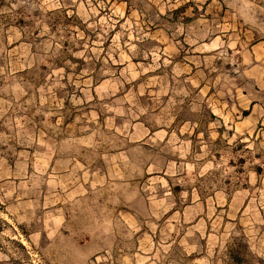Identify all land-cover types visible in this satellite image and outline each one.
Returning <instances> with one entry per match:
<instances>
[{
	"label": "rangeland",
	"instance_id": "374dc122",
	"mask_svg": "<svg viewBox=\"0 0 264 264\" xmlns=\"http://www.w3.org/2000/svg\"><path fill=\"white\" fill-rule=\"evenodd\" d=\"M0 264H264V0H0Z\"/></svg>",
	"mask_w": 264,
	"mask_h": 264
}]
</instances>
